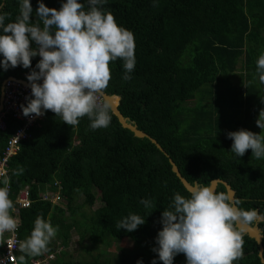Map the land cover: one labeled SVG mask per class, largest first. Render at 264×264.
I'll return each instance as SVG.
<instances>
[{
    "label": "trees",
    "instance_id": "obj_1",
    "mask_svg": "<svg viewBox=\"0 0 264 264\" xmlns=\"http://www.w3.org/2000/svg\"><path fill=\"white\" fill-rule=\"evenodd\" d=\"M30 2L35 22L38 0ZM42 2L59 9L65 0ZM79 2L87 9V0ZM0 4L4 5L0 12L9 14L6 23L14 21L19 0ZM105 10L135 37L132 79H122L123 61L110 65L112 79L106 93L119 97L120 112L161 144L190 183L208 186L214 178L225 180L234 189L235 200L241 201L237 207L264 214V158H252L250 149L236 157L227 137L240 129L257 133L256 120L264 108V83L256 71V61L264 53V0H108ZM32 46L36 47L34 42ZM38 62L36 56L31 68L0 67V96L5 78L27 80ZM110 115L109 127L94 131L87 117L71 128L46 111L31 129L32 137L10 157L13 194L28 186L33 200L17 213L21 240L28 238L37 217L59 226L49 251L26 257V264L56 252L59 245L64 248L48 264H111L99 263L98 255L92 260L72 259L71 254L70 260L59 257L68 254L73 229L79 240L106 237L108 245L110 238L149 242L143 237L148 223L160 220L177 192L189 194L168 156L148 138L123 128L111 110ZM4 120L0 151L20 125L8 114ZM18 167L25 171L15 176ZM47 188L59 192L61 204L39 198ZM215 191L226 192L222 184ZM97 196L100 205L92 209ZM143 199L151 200L154 208H146ZM130 213L145 217V224L132 232L118 230L117 223ZM257 225L263 234L264 257V222ZM243 240V257L234 264H263L256 241L244 233ZM21 254L18 250L17 260ZM154 259L163 264L156 252L146 264ZM173 264H187L185 255L177 254Z\"/></svg>",
    "mask_w": 264,
    "mask_h": 264
},
{
    "label": "clouds",
    "instance_id": "obj_2",
    "mask_svg": "<svg viewBox=\"0 0 264 264\" xmlns=\"http://www.w3.org/2000/svg\"><path fill=\"white\" fill-rule=\"evenodd\" d=\"M107 3L108 0H87L86 9L79 0H65L56 9L38 0L35 22L31 19L30 0H19L18 15L12 22L6 23L9 14L0 12V55L3 56L0 67L7 70L22 65L27 69L31 68L33 57H40L35 69L27 75L31 96L26 97V106L21 105L25 117L33 114L40 117L51 111L71 128L78 126L84 117L94 131L109 127L112 117L103 97L112 79L110 65L123 61L122 79L128 81L132 79L130 73L135 70L136 58L134 34L105 10ZM3 6L0 4V9ZM33 42L36 47L32 46ZM256 71L264 83V53L256 61ZM256 125L260 133L246 129L227 133L233 141L231 152L236 157H243L250 149L252 158H264V108L259 111ZM24 171L18 167L13 175H22ZM0 183L3 184L0 187L2 238L6 232L15 233L18 223L12 215L16 208L10 198V177L3 175ZM188 192L187 196L177 192L163 210L162 230L156 237L158 247L153 251L163 264H173L174 257L181 253L187 264H234L243 257L242 226L264 222V214L237 207L241 201L210 186L197 184ZM141 203L154 208L151 200L143 199ZM143 224L145 217L130 213L116 227L132 232ZM58 231L59 226L37 217L28 238L20 242L22 254L16 264H26V257L48 252ZM152 264H156L155 259Z\"/></svg>",
    "mask_w": 264,
    "mask_h": 264
},
{
    "label": "built area",
    "instance_id": "obj_3",
    "mask_svg": "<svg viewBox=\"0 0 264 264\" xmlns=\"http://www.w3.org/2000/svg\"><path fill=\"white\" fill-rule=\"evenodd\" d=\"M40 60V57L38 56ZM27 81V80H25ZM28 82V81H27ZM42 83V81H41ZM31 96V87L27 85L22 79L15 77H7L3 80V94L1 98V110H0V129L3 130L6 127L4 117L11 115L15 120L20 122V125L15 129L13 134L7 139L5 147L0 151V179L3 175L8 176V161L12 155L19 151L21 143L32 137L31 129L35 122L40 117H36L34 114L25 117L22 112L21 105H27L26 97ZM57 185V182H54ZM3 184L0 183V187ZM9 186L10 198L14 201L16 211L12 213L14 218L19 222L18 210L20 208L29 207L32 203L31 193L28 186H25L13 194ZM59 192L53 191L51 188H47L46 191L39 193L41 200H49L54 204L59 202ZM18 229V228H17ZM21 238L18 235V231L15 233H5L0 238V264H16L17 252L19 250ZM54 257V253L46 255L42 259L33 260V264H47L50 259Z\"/></svg>",
    "mask_w": 264,
    "mask_h": 264
},
{
    "label": "rangeland",
    "instance_id": "obj_4",
    "mask_svg": "<svg viewBox=\"0 0 264 264\" xmlns=\"http://www.w3.org/2000/svg\"><path fill=\"white\" fill-rule=\"evenodd\" d=\"M237 73H239V69H237ZM256 129L257 133L261 132V129L257 127V125ZM95 193L96 195H99L97 190H95ZM80 200L82 201V198ZM61 203L62 201L58 202V204ZM99 205L100 199L97 196L91 208L94 209ZM160 230H162L160 220H152L148 223L146 236L145 234L143 236L144 238L149 239V242L145 243L140 240L139 242H136L127 238L119 240L110 238L108 245L106 237H102L94 242L90 241L87 237H83L82 240H79V233L73 229L71 231L69 245L66 248L68 251L66 256L70 257L69 254H71V257L74 259L82 257L84 259L92 260V257L98 255L97 261L99 263L109 260L111 264H137L138 261H142V264H146L147 259L152 253H154L153 248L158 247L156 237ZM54 244L57 247L59 242H55ZM104 263L108 262L106 261Z\"/></svg>",
    "mask_w": 264,
    "mask_h": 264
},
{
    "label": "water",
    "instance_id": "obj_5",
    "mask_svg": "<svg viewBox=\"0 0 264 264\" xmlns=\"http://www.w3.org/2000/svg\"><path fill=\"white\" fill-rule=\"evenodd\" d=\"M23 82H25L27 85H30L29 82L25 81L22 79ZM3 94V82L1 86V96H0V110H1V98ZM104 101L108 103L111 112L116 116L118 122L121 124L123 128L129 129L134 136L139 137V138H148L152 143H154L159 150H161L166 156L168 154L164 151L163 147L161 144L153 137H151L148 133L145 131L139 129L136 125L135 122L129 120L127 117H125L119 110L118 104H119V97L117 95H111L107 94L103 97ZM168 161L171 165L172 171L175 173V175L178 177L180 180L181 184L183 187L188 191L191 189L193 186L197 185L198 183L194 181L193 183H190L184 176L179 171L178 166L176 163L168 156ZM222 184L225 187L226 193L230 194L233 199L235 200V191L234 189L231 188V186L225 181L220 178H214L210 181L209 185L212 187L214 190H216L217 185ZM244 228V234H247L248 236L252 237L257 245H258V256L261 261V263L264 264V257H263V244H262V230L258 227L257 222L254 223L253 225H245L242 226Z\"/></svg>",
    "mask_w": 264,
    "mask_h": 264
},
{
    "label": "crops",
    "instance_id": "obj_6",
    "mask_svg": "<svg viewBox=\"0 0 264 264\" xmlns=\"http://www.w3.org/2000/svg\"><path fill=\"white\" fill-rule=\"evenodd\" d=\"M63 248H64L63 246L59 245V246L57 247V249H56V252H54V257H53V259H51V260L57 259L56 255L59 254V252H60ZM70 259H71V257L66 256V255H61V256L59 257V260H60V261H63V260H70ZM72 259H73V258H72Z\"/></svg>",
    "mask_w": 264,
    "mask_h": 264
}]
</instances>
